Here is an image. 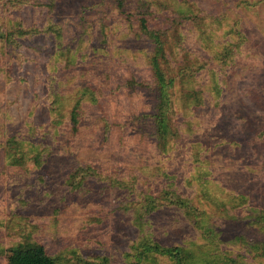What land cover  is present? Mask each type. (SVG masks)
<instances>
[{
  "label": "rangeland",
  "instance_id": "374dc122",
  "mask_svg": "<svg viewBox=\"0 0 264 264\" xmlns=\"http://www.w3.org/2000/svg\"><path fill=\"white\" fill-rule=\"evenodd\" d=\"M150 1L151 28L167 34L163 67L176 76L179 137L167 149L151 117L153 44L113 0H0V26L63 29L61 39L45 31L17 37L20 47L0 39V264L28 238L57 264H129L141 230L206 257L201 230L175 207L151 215L148 230L136 223L140 193H159L166 180L206 210L203 224L221 226V247L264 264L250 249L264 241V221L248 217L264 211V0ZM56 94L63 123L53 129ZM80 99L74 131L69 115ZM48 132L52 153L38 147L36 164L32 149ZM12 136L25 143L22 165L6 151ZM79 167L96 173L73 183ZM113 177L138 178L137 191L120 190Z\"/></svg>",
  "mask_w": 264,
  "mask_h": 264
},
{
  "label": "trees",
  "instance_id": "16d2710c",
  "mask_svg": "<svg viewBox=\"0 0 264 264\" xmlns=\"http://www.w3.org/2000/svg\"><path fill=\"white\" fill-rule=\"evenodd\" d=\"M113 5L117 12L125 18L130 24L137 26V31L148 37V40L153 44L154 56L152 57L151 65L155 73V86L158 93V102L155 112L151 115L154 129V138L160 149H167L179 137L178 128L173 124V115L175 113L173 92L172 89L176 83V76L169 74L163 67V63L168 61V43L167 34L163 30L153 29L150 26V16L153 15L154 3L150 0H113ZM40 6H48L50 10L56 7L55 2H51L50 6L42 2L36 1ZM104 4V2L102 3ZM181 17V16H179ZM177 17V23L183 17L189 19V15H183L181 18ZM11 26H0V39L6 40L10 45L20 47L17 37H24L27 35H34L37 32L45 31L47 33L55 34L57 39L63 37L60 24L56 22L48 23L44 28L42 27H26L22 22H12ZM87 91L84 90L83 95ZM199 98V95H197ZM196 98V99H197ZM59 94L51 100L52 111L55 114L51 116V127L57 129L63 122L61 119V102ZM80 101L76 103L70 113V120L74 131L78 130L80 123ZM58 111V112H56ZM48 132L45 137L38 142L32 149L33 155L31 156L33 162L39 164L41 157L38 147L42 150H47L50 156V147L53 145L49 142ZM7 153H12L13 163L24 164V141L22 138L12 136L7 141ZM13 151V152H12ZM23 151V152H22ZM39 152V153H38ZM18 156V158H17ZM35 156V157H34ZM35 158V159H34ZM94 168L79 167L76 171L71 173V180L73 183L80 182L82 179L95 174ZM170 179L169 175L165 176ZM138 178L133 177L129 181L127 178L113 177L112 185L118 187L120 190H129L136 192ZM141 194V201L137 203L139 206L136 215V223L141 227L150 229L151 215L160 211L162 208L175 207L177 211L184 213L191 223L201 230V239L208 246L206 250V257L200 258L198 250L192 249L180 244L166 245L151 236L149 232L145 233L141 230V235L134 239L130 252H127L125 258L128 259L129 264H247L242 255L235 254L231 250L225 249L222 246L223 230L221 226L216 224H203L206 210L195 205L189 196L179 191L176 187L175 181L166 180L163 188L159 193L143 192ZM254 224H259L264 221V211L257 214H249L248 216ZM145 233V234H144ZM250 247L257 256L264 257V241H256ZM101 261L106 262L107 258H101ZM58 259L54 257L48 250L44 243L34 241L31 238L26 239L17 246L11 247L7 256V264H57ZM83 264H105L97 263L94 261H85Z\"/></svg>",
  "mask_w": 264,
  "mask_h": 264
}]
</instances>
